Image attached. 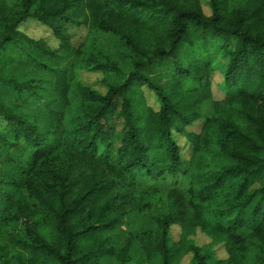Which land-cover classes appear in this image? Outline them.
Returning <instances> with one entry per match:
<instances>
[{"label": "trees", "instance_id": "trees-1", "mask_svg": "<svg viewBox=\"0 0 264 264\" xmlns=\"http://www.w3.org/2000/svg\"><path fill=\"white\" fill-rule=\"evenodd\" d=\"M7 1L0 264H264V0ZM78 27L95 39L74 45ZM43 99L41 118L20 109ZM126 215L145 226L116 245Z\"/></svg>", "mask_w": 264, "mask_h": 264}, {"label": "rangeland", "instance_id": "rangeland-1", "mask_svg": "<svg viewBox=\"0 0 264 264\" xmlns=\"http://www.w3.org/2000/svg\"><path fill=\"white\" fill-rule=\"evenodd\" d=\"M7 2L8 4H12L14 1L10 2L8 0ZM203 9L205 10V13L208 14L207 13L208 7L204 5ZM19 31L30 39H33L35 41L37 40L42 41L50 49H56L58 47V40L53 36L51 30L33 19H28L27 21L23 22L19 27ZM70 34L72 35V43L74 45H78L83 41L92 42L95 39L93 36L89 35L87 27L72 28L70 30ZM100 42L105 45L107 44L108 39H101ZM213 67L215 69L214 71L215 74L213 77V86H212L213 92H214L213 94H214L215 99H220L222 98V96H224V92H223L224 89L220 83L221 75L223 72V67H221V60L219 59L216 60L214 62ZM13 74L17 76L19 79H27V77L29 76V71L26 70L24 67L20 68V67L15 66ZM85 77L87 78V82L92 83L96 81L95 79L96 75H89V76L85 75ZM93 85L100 91L104 92V89L101 88L100 86L95 85V83H93ZM2 92H4V95H5V98L8 104L16 103L13 92L5 91V90H2ZM144 94L147 97L149 105H151L153 108H157V104L155 102L154 96L145 89H144ZM45 102L46 101L43 99V100L35 102L34 103L35 105L34 104L25 105L24 104V106L21 105L20 109L24 111V113H28L31 116L41 118V114H42L41 107L43 106V104H45ZM32 109H34L33 112H32ZM193 130H197V127H194ZM177 140L180 146L182 147L183 156L187 157L189 155L188 144L186 143L185 139H183L182 137L177 136ZM144 226L145 224L140 218L136 217L135 215H126L123 219V223L121 224V226L117 228L115 231L110 233L112 242L116 245H119L123 242L127 234L136 233L137 231H140L141 229H143ZM178 232H179V229L177 227H172L171 234L174 240L177 239ZM194 240H195V243L199 246L205 245L209 242L207 237H205L199 232L195 236ZM215 253L218 258H223L225 255L223 248L221 246L215 248ZM188 262H189V257H185L180 264H188Z\"/></svg>", "mask_w": 264, "mask_h": 264}]
</instances>
